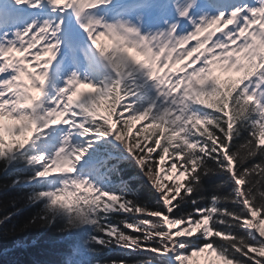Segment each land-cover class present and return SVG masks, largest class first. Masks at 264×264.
<instances>
[{"label": "snow or ice", "instance_id": "6c2138e0", "mask_svg": "<svg viewBox=\"0 0 264 264\" xmlns=\"http://www.w3.org/2000/svg\"><path fill=\"white\" fill-rule=\"evenodd\" d=\"M0 163L65 264H264V0H0Z\"/></svg>", "mask_w": 264, "mask_h": 264}, {"label": "trees", "instance_id": "16d2710c", "mask_svg": "<svg viewBox=\"0 0 264 264\" xmlns=\"http://www.w3.org/2000/svg\"><path fill=\"white\" fill-rule=\"evenodd\" d=\"M221 76L223 79L229 77ZM122 166L127 174L135 171L130 163ZM5 167L7 166L0 163V169ZM20 175L22 173L12 168H9L7 172H0V186H9L0 187V193H2L0 194V216L10 212L15 213L12 219L0 228V264H65L66 254L76 242L74 236L60 231L63 227L62 221H57L50 226L31 222V218L42 205L28 206L26 204L27 196L32 190L30 185L10 187ZM217 183H219L218 180ZM14 200L15 203H13ZM91 258L83 248L81 255L72 257V259L83 260ZM95 259L102 261V264H109L115 259H127L130 264H145L151 257L116 248H104Z\"/></svg>", "mask_w": 264, "mask_h": 264}, {"label": "rangeland", "instance_id": "374dc122", "mask_svg": "<svg viewBox=\"0 0 264 264\" xmlns=\"http://www.w3.org/2000/svg\"><path fill=\"white\" fill-rule=\"evenodd\" d=\"M20 138V137H19ZM207 254H202L199 258H198V264H205V258H206ZM214 259V257H213ZM193 264H197V259H194Z\"/></svg>", "mask_w": 264, "mask_h": 264}]
</instances>
